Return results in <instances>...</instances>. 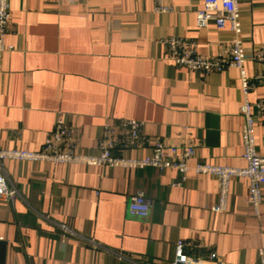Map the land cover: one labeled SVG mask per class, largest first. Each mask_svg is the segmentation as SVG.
Wrapping results in <instances>:
<instances>
[{
  "label": "crops",
  "instance_id": "obj_1",
  "mask_svg": "<svg viewBox=\"0 0 264 264\" xmlns=\"http://www.w3.org/2000/svg\"><path fill=\"white\" fill-rule=\"evenodd\" d=\"M10 0L13 46L0 57V149L39 150L64 114L81 135L80 151L97 155L105 123L142 122L144 145L191 143L192 163L246 166L238 68L203 73L168 57L170 36L196 42L204 56L227 58L229 28L197 27L204 0ZM249 56L264 45V0H239ZM252 76L261 67L250 58ZM264 97V83L251 92ZM264 157V124L255 130ZM168 152V150H167ZM14 202L0 201V264H173L176 242L206 260L257 264L264 248V189L258 212L245 178L232 181L229 209L215 212L219 183L176 169H125L81 163L4 161ZM143 192L149 216H132ZM64 224L71 231L64 229ZM125 255L127 259L118 254ZM207 264V262H203Z\"/></svg>",
  "mask_w": 264,
  "mask_h": 264
},
{
  "label": "built area",
  "instance_id": "obj_2",
  "mask_svg": "<svg viewBox=\"0 0 264 264\" xmlns=\"http://www.w3.org/2000/svg\"><path fill=\"white\" fill-rule=\"evenodd\" d=\"M157 12H171L173 7L164 0H156ZM219 29L229 28L234 39L228 51L227 58L222 56H204L197 51L196 42L187 38L170 36L165 44L168 57L177 66L203 73L222 71L228 66L239 69L241 79L242 101L240 112L244 118L241 130L243 158L246 166L233 167L216 163H192L196 148L191 143L169 145L162 139H157L152 151L146 155H135L144 145L142 122L135 118H123L112 123H105L102 137L99 141L97 155L80 151L81 135L77 127L70 124L64 114L56 118L54 129L39 150L0 149V201L14 202L18 197V189L10 183L4 168V161L52 162L55 164L81 163L94 166L122 167L125 169H143L154 167L159 170L176 169L179 179L172 186H181L190 172L196 175H210L219 183L218 201L211 208L215 212H226L229 209L232 181L235 178H245L248 182V201L258 212L263 200L264 189V157L257 149L255 130L258 124H264V97L252 100L250 94L260 84L264 83V45L249 56L245 50L242 33L243 26L239 0H204L203 7L197 12V27L204 28L210 24ZM11 30L10 0H0V57L13 46L7 43ZM251 59L261 65L252 76L245 69V61ZM168 150V152H167ZM129 214L145 218L151 212V204L143 192L132 195L128 204ZM64 229L71 231L64 224ZM5 238L0 233V242ZM188 243L180 239L176 242L173 264H226L217 253L212 252L206 260L190 254ZM123 259L125 255L118 254ZM259 262L264 264V248L258 250Z\"/></svg>",
  "mask_w": 264,
  "mask_h": 264
}]
</instances>
